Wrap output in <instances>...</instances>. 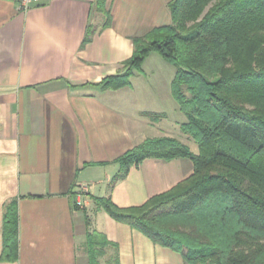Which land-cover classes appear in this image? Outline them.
Wrapping results in <instances>:
<instances>
[{
	"label": "crops",
	"instance_id": "crops-1",
	"mask_svg": "<svg viewBox=\"0 0 264 264\" xmlns=\"http://www.w3.org/2000/svg\"><path fill=\"white\" fill-rule=\"evenodd\" d=\"M99 1L39 0L24 10L0 0V264H90L94 231L117 243L101 264H185L95 201L141 205L194 171L187 157H150L114 181L118 158L147 138H193L181 128L188 118L173 79L147 77L142 66L128 86L101 85L127 69L133 38L172 22L171 0ZM82 184L90 188L79 196ZM12 201L19 247L8 259L3 223Z\"/></svg>",
	"mask_w": 264,
	"mask_h": 264
},
{
	"label": "trees",
	"instance_id": "trees-1",
	"mask_svg": "<svg viewBox=\"0 0 264 264\" xmlns=\"http://www.w3.org/2000/svg\"><path fill=\"white\" fill-rule=\"evenodd\" d=\"M169 7L172 22L133 38L127 69L101 85H130L158 52L176 68L172 94L188 118L181 128L199 151L176 137L147 138L118 158L114 181L150 157H187L194 171L141 205L122 207L107 196L96 204L180 252L185 264H264V0H171ZM3 227L4 258H16V201ZM110 246L117 243L105 233H89L90 264H101Z\"/></svg>",
	"mask_w": 264,
	"mask_h": 264
},
{
	"label": "rangeland",
	"instance_id": "rangeland-1",
	"mask_svg": "<svg viewBox=\"0 0 264 264\" xmlns=\"http://www.w3.org/2000/svg\"><path fill=\"white\" fill-rule=\"evenodd\" d=\"M156 54L160 57H156V55H153L150 56L148 59H145V62H143L142 66H145V75L151 78H164L167 81H171L176 72L175 66L165 60L158 52H156ZM187 144L192 148L194 152L199 151L198 143L194 139L193 141H191V143L188 142Z\"/></svg>",
	"mask_w": 264,
	"mask_h": 264
},
{
	"label": "built area",
	"instance_id": "built-area-1",
	"mask_svg": "<svg viewBox=\"0 0 264 264\" xmlns=\"http://www.w3.org/2000/svg\"><path fill=\"white\" fill-rule=\"evenodd\" d=\"M20 9H28L32 4L37 3L39 0H14ZM89 184H82L79 189V196H83L89 192Z\"/></svg>",
	"mask_w": 264,
	"mask_h": 264
}]
</instances>
